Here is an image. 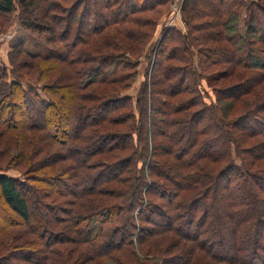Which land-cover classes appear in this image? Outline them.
I'll return each mask as SVG.
<instances>
[{
    "label": "trees",
    "instance_id": "1",
    "mask_svg": "<svg viewBox=\"0 0 264 264\" xmlns=\"http://www.w3.org/2000/svg\"><path fill=\"white\" fill-rule=\"evenodd\" d=\"M171 4L0 0V264H264V0H182L131 97Z\"/></svg>",
    "mask_w": 264,
    "mask_h": 264
},
{
    "label": "rangeland",
    "instance_id": "2",
    "mask_svg": "<svg viewBox=\"0 0 264 264\" xmlns=\"http://www.w3.org/2000/svg\"><path fill=\"white\" fill-rule=\"evenodd\" d=\"M247 1H255V0H247ZM182 0H172V4L170 6L169 16H165L164 19H161L157 22V26L155 28L154 35L152 37V46L145 51L138 59L139 66L137 68L138 73L137 77L134 80L132 88L128 91L127 95L131 97H135L139 87L144 80V72L148 67V62L150 58L148 56H152V52L156 51L158 42L161 37V31L164 27H169L175 25L180 27L181 29H185L184 25L181 22L180 15V6ZM29 35L26 32H22L19 27V19H18V10H14L6 21L3 20L0 27V68H6L7 70L13 68V62H15L14 56H10V53L14 52L15 47L23 46V48L30 54H33L37 51V48L28 43ZM14 55V54H13ZM22 62V60H21ZM1 68V69H2ZM0 69V70H1ZM201 90L203 92L208 91L209 95H213L212 89L206 83L202 82ZM9 176L18 177L19 174L15 170H9L7 172ZM249 248V246L247 247Z\"/></svg>",
    "mask_w": 264,
    "mask_h": 264
}]
</instances>
